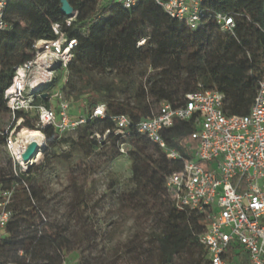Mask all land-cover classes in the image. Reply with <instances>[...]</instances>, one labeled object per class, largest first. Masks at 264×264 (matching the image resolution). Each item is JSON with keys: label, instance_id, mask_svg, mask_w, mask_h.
<instances>
[{"label": "trees", "instance_id": "trees-1", "mask_svg": "<svg viewBox=\"0 0 264 264\" xmlns=\"http://www.w3.org/2000/svg\"><path fill=\"white\" fill-rule=\"evenodd\" d=\"M61 1L13 0L5 8L3 19L7 29L0 32V158L5 140L18 121L16 130L30 131L21 132V136L39 131L45 137L44 163L57 156L64 142L54 127L37 128V116L28 117L22 111L13 116L3 98L16 69L32 60L34 43L53 39L52 26L67 19L60 12ZM66 1L76 15L65 32L76 41V46L62 92L68 102L84 101L86 117L99 105L105 108L103 119L89 120L73 130L78 132L74 147L85 157L111 147V160L124 157L129 161L131 187L117 201L118 211L136 231L124 245L140 246L138 249L150 264H173L181 254L189 257V264H209L198 239L206 223L177 210L165 189L166 177L178 172L181 164L166 160L157 147L137 133L136 125L156 115L161 103L181 107L185 95L200 89L223 96L222 110L226 116H246L258 84L264 80L263 1L204 3L209 15L233 19L234 31L230 35L220 33L212 20L191 31L151 0H143L130 10L99 0ZM136 55L143 58L149 71L138 82L134 80L133 67ZM62 77L59 70L45 92L50 95ZM36 104L49 106L46 100ZM119 116L129 120L126 137L116 134L112 119ZM192 131L191 122H176L162 137L168 146L190 158L198 147V141L191 137ZM120 144L129 145L125 156L119 153ZM7 166V173L0 169V185L13 193L9 205L12 215L3 235L0 234V264H65L68 253L78 251L83 240L96 234L92 228H86L90 218H83L74 207V222L81 223L79 235H68L63 228L51 225L39 206L44 189L32 187L39 178V165L25 173L19 172L11 160ZM84 186L85 183L75 182L71 185L76 195L75 206L84 199ZM112 254L116 257L119 253L114 250ZM228 256L232 264H248V255L243 252H229Z\"/></svg>", "mask_w": 264, "mask_h": 264}, {"label": "built area", "instance_id": "built-area-1", "mask_svg": "<svg viewBox=\"0 0 264 264\" xmlns=\"http://www.w3.org/2000/svg\"><path fill=\"white\" fill-rule=\"evenodd\" d=\"M11 1L0 0V32L7 29L3 18L5 8ZM99 1L130 10L143 0ZM151 1L162 8L167 16L183 23L191 31L208 20H212L224 35L234 31L230 16L208 14L204 7L208 0ZM75 15L74 12L64 23L52 26L53 39L34 43L32 60L16 69L3 95L13 116L18 111L25 114L33 111L38 119L37 128L52 126L60 136L89 120L105 117V108L99 105L89 117L72 119L69 115L70 104L64 97L62 87L54 94L45 92L59 70L63 72L62 86L65 84L68 66L73 59L72 51L76 46V41L67 37L65 29L71 26ZM39 100H46L49 106L36 104ZM53 103L57 104L56 110L51 108ZM222 108L223 96L220 93L200 89L185 95L181 107L161 103L158 113L140 121L136 130L157 147L166 160L181 164L178 172L166 177L165 189L177 210L200 217L206 223L198 239L209 264H232L229 252L247 254L249 264H264V191L259 184L264 179V80L259 82L257 95L246 116H226ZM112 121L116 134L126 137L129 120L119 116ZM176 122L192 124L191 137L198 141V147L190 158H184L162 137V133ZM14 135L15 130H12L4 147L18 171L25 173L33 162L22 161L21 155L26 149L17 158L12 142ZM95 138L100 140L97 134ZM44 146L46 149L45 137ZM118 148L122 156L129 151L128 144H120ZM12 194L11 190L3 189L0 185V233L11 219L9 205Z\"/></svg>", "mask_w": 264, "mask_h": 264}, {"label": "rangeland", "instance_id": "rangeland-1", "mask_svg": "<svg viewBox=\"0 0 264 264\" xmlns=\"http://www.w3.org/2000/svg\"><path fill=\"white\" fill-rule=\"evenodd\" d=\"M139 57L136 55L133 61L134 80L137 82L149 73L143 58ZM61 87L60 79L55 89L50 90V94H54ZM69 102V115L72 119L85 117L83 100L72 103L69 99ZM51 108L56 110L57 104L53 103ZM27 115L35 117L36 113L31 111ZM19 124L20 121L14 125L15 135L21 130H16ZM62 136L64 142L61 143L57 156H52L48 163L43 161L44 153H38L32 159V168L37 165L40 167L39 178L32 187L44 189L39 206L51 225L63 228L68 235H79L81 223L74 222L76 216L73 209L76 207L83 218H90L86 228H92L96 233L91 235L88 231L90 239L83 240L78 251L68 253L65 264H150L142 250L138 249L140 246L124 245L136 231L133 224L118 211V196L131 187L130 163L127 158L117 157L111 160L114 154L111 147H107L103 153L85 157L74 147L78 138L77 131H69ZM2 152L0 169L7 173V164L11 158L5 147ZM73 182L77 185L85 183L84 199L78 206H75L76 195L71 188ZM259 184L264 191V179ZM140 230L139 235H142V228ZM0 234L3 235V232ZM114 250L119 253L116 257L112 254ZM173 264H189V257L181 254L175 258Z\"/></svg>", "mask_w": 264, "mask_h": 264}, {"label": "bare ground", "instance_id": "bare-ground-1", "mask_svg": "<svg viewBox=\"0 0 264 264\" xmlns=\"http://www.w3.org/2000/svg\"><path fill=\"white\" fill-rule=\"evenodd\" d=\"M27 131L25 128L21 129L17 135L12 137V142L14 146V153L19 159V155L21 151L26 149L28 145L35 144L38 148L43 147L44 145V137L39 131H33L34 133H26L25 136H21V132Z\"/></svg>", "mask_w": 264, "mask_h": 264}, {"label": "water", "instance_id": "water-1", "mask_svg": "<svg viewBox=\"0 0 264 264\" xmlns=\"http://www.w3.org/2000/svg\"><path fill=\"white\" fill-rule=\"evenodd\" d=\"M60 12L66 17H71L74 13L72 7L66 0L61 1ZM46 97V95H44ZM45 146L38 148L35 144H30L27 146L25 152L21 155V159L24 163H29L38 153L45 152Z\"/></svg>", "mask_w": 264, "mask_h": 264}, {"label": "crops", "instance_id": "crops-1", "mask_svg": "<svg viewBox=\"0 0 264 264\" xmlns=\"http://www.w3.org/2000/svg\"><path fill=\"white\" fill-rule=\"evenodd\" d=\"M249 264V263H248Z\"/></svg>", "mask_w": 264, "mask_h": 264}]
</instances>
